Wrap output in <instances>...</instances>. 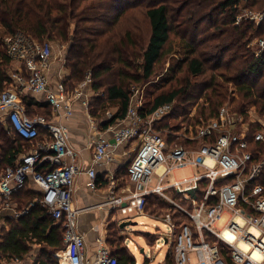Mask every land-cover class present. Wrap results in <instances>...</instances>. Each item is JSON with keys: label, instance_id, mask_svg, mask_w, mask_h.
Here are the masks:
<instances>
[{"label": "built area", "instance_id": "2783aa9c", "mask_svg": "<svg viewBox=\"0 0 264 264\" xmlns=\"http://www.w3.org/2000/svg\"><path fill=\"white\" fill-rule=\"evenodd\" d=\"M243 19L261 25L264 10L245 11L237 24ZM253 50L261 58L264 40L253 44ZM5 53L11 62L19 64V69L10 76L12 85L0 93V124L9 135L28 141L33 147L14 167L0 172V214L10 210L14 219L25 216L29 208L18 210L13 196L34 186L41 193L37 201L63 225L65 247L56 256L59 264H91L86 260V240L78 231L80 211L73 207L78 177L87 174L90 189L97 190V167L118 162V152L130 145H135V157L128 167L131 185L125 189V195L111 200L123 220L149 215L145 206L151 196L189 219L178 225L171 212L163 217L149 215L170 226L172 231V236L165 239V244L170 246L168 255L160 264H264V186L252 187L262 174L264 160L254 162L248 132H236L244 125L243 115L225 105L216 118L184 124L179 130L164 129L162 120L173 112L174 104L144 113V89L133 88L126 117L106 128L111 137L99 135L93 139L94 153L86 168L70 146L66 125L53 120L59 117L68 120L73 116L74 103L87 93L91 78L87 77L74 92L67 91L63 81L52 87L48 76L52 45L39 43L23 33L6 39ZM40 94L45 95L44 102L52 110L50 119L40 115L30 117L19 99ZM89 98L88 95L83 103L88 111ZM106 116L110 119L113 114L108 111ZM90 121L100 124L91 114ZM41 132L47 133L43 139H39ZM164 134L173 140L167 141ZM254 141L264 143V133L256 134ZM185 169L193 172L175 176L177 171ZM226 215L229 219L223 230L217 231L216 225ZM228 232L234 234V244L227 242ZM209 237L217 241L211 242ZM99 245L95 264H118L104 240ZM192 256L196 257L195 262ZM0 264L25 263L20 259H5L0 253Z\"/></svg>", "mask_w": 264, "mask_h": 264}, {"label": "trees", "instance_id": "16d2710c", "mask_svg": "<svg viewBox=\"0 0 264 264\" xmlns=\"http://www.w3.org/2000/svg\"><path fill=\"white\" fill-rule=\"evenodd\" d=\"M256 6L263 11L264 0H0V28L7 36L23 33L39 43L68 45V76L63 83L67 91L74 92L87 77L91 78L94 97L89 113L99 118L103 129L126 117L131 87L146 90L133 84L142 85L162 75L154 91L146 92L149 98L143 112L149 114L173 103L174 110L162 120L161 127L179 130L184 124L216 118L228 100L236 102V97L230 95L231 86L239 98L236 113L245 116V108L254 105L264 114V53L257 58L250 47L254 39L264 40V23L257 25L243 19L237 24L242 9ZM137 13L148 25L147 38L140 36ZM176 46L181 48V58L167 67L165 60L176 56ZM10 65L11 60L0 48V93L11 83L7 74ZM182 71L187 76L177 78ZM208 73V79L194 82L195 78H207ZM19 99L30 117L37 116L32 114L37 109H48L50 115L43 116L51 118L48 103L29 95ZM111 103L119 107L109 119L106 109ZM254 130L250 126L249 151L254 162H259L264 160V143L254 141ZM46 136L41 132L39 139ZM163 136L173 140L170 135ZM32 146L9 135L0 124V170L14 167ZM257 184L264 186V168L252 187ZM39 198L41 193L34 186L14 194L17 209L29 208V212L19 219L4 218L7 225L0 253L5 259L25 260L31 245H38V258L32 264H59L55 254L65 247L63 225L53 219L37 201ZM145 212L160 217L171 212L178 225L189 221L155 196L147 198ZM144 237L150 244L158 239L151 234ZM209 240L217 241L211 237ZM107 241L118 264H136L116 222L109 224Z\"/></svg>", "mask_w": 264, "mask_h": 264}, {"label": "crops", "instance_id": "0c3cea01", "mask_svg": "<svg viewBox=\"0 0 264 264\" xmlns=\"http://www.w3.org/2000/svg\"><path fill=\"white\" fill-rule=\"evenodd\" d=\"M48 76L51 86L55 88L68 76V71L65 68L64 62H59L58 60L53 62L52 60ZM85 92L87 93H85L84 97L74 103V114L72 117L68 120L59 117L53 121L66 125L69 132L70 146L82 158L84 166L88 168L94 153V148L92 146L93 139L99 135L109 138L112 136V133L105 132L106 129H103L100 124L94 125L91 123L90 113L88 109L84 107L83 103L88 99V95L90 96L92 90L88 88ZM35 98L41 102L45 101L44 94H40ZM115 126H117V124H115ZM134 146L135 145H130L129 147L122 148L118 152V162L97 167V190L90 189L89 178L85 173L81 174L76 181L75 192L73 194V207L80 211L78 215V231L86 240V260L91 264H95L97 260L100 240H104L105 246L111 250L107 241L109 224L111 222H116L121 231V235H124L125 229H120V224L124 222V220H121L118 207L112 204L111 200L116 197H122L125 195V189H127V187L129 188V186H125L124 183L121 182L122 173L120 170L122 165L128 162V158L132 154H135L133 153ZM179 171H190V174L193 172L191 169ZM177 172L175 176L181 177L176 175ZM12 214L10 210L3 211L0 214V220H4L6 216H12ZM143 217L153 218L149 215ZM228 219L229 215H226L219 224L225 226ZM142 235L144 236L145 234ZM123 237L125 239V245L129 249L126 243V235ZM146 240L148 241L147 238ZM57 254H59V252H57L55 256H57ZM191 259L193 262L196 261V257L194 256H192Z\"/></svg>", "mask_w": 264, "mask_h": 264}, {"label": "rangeland", "instance_id": "374dc122", "mask_svg": "<svg viewBox=\"0 0 264 264\" xmlns=\"http://www.w3.org/2000/svg\"><path fill=\"white\" fill-rule=\"evenodd\" d=\"M260 2H262V0H260ZM258 7H253V8H249V9H242L241 11V15H243L245 13V11H251L254 13H258L261 12V10L257 9ZM138 17H139V24H140V36L147 38L148 34H149V28L148 25L145 22V19L143 18V15H140L139 13ZM239 16V17H240ZM250 21V20H247ZM251 22V21H250ZM9 38V36H7L6 34H4L3 30H1L0 28V48L3 49V51L5 52V42L6 39ZM259 40L261 39H254L252 44L250 45V47L253 49V44H256ZM44 43H49L50 45H52L53 48V55L51 58V61L53 60V62H56L57 60L60 62H64V64L66 63V58H67V54H68V49L69 46L66 44H62L61 42H54V41H45ZM172 43L170 42L168 46H170ZM254 48H257L256 46H254ZM177 51L176 56H173V58L169 57L168 61L165 60L164 65H166L167 67L170 66L171 64H174L175 62H177V59L181 58V54L179 53V49H181L180 47L175 48ZM254 51V50H253ZM255 54V51H254ZM256 56V55H255ZM165 66V68H166ZM19 69V64H16L14 62H11V65L8 68L7 74L9 76H12L16 70ZM162 71V68L159 69V73ZM158 74V73H157ZM208 74H206L207 78L205 76L201 77V78H195L194 82H199L200 80L202 81V79H208ZM186 77L187 75L185 74L184 71L181 72L180 75H178L177 78H182V77ZM162 78V75L159 77H155L153 79H151V81H149L148 83L144 82V84L140 85V84H133L137 85V86H142L145 87L146 90H144V104L147 102L149 95L146 94V92H151L154 91V85L159 84L160 79ZM12 80L11 83L7 86L10 87L12 85ZM153 86V88H152ZM177 87V86H176ZM135 88V87H134ZM168 88V87H167ZM232 89H230V95H234L236 97V102H231L228 100L227 103H225L224 105H229L233 108H235V106L237 107V102L239 100L238 98V93L235 92L236 90L233 89V87L231 86ZM91 89V88H90ZM132 87L130 88V91H132ZM141 89V88H140ZM94 97V93L91 92L90 93V98L89 100L91 101L92 98ZM23 104V103H22ZM26 110H28V108L26 107L25 104L22 105ZM118 105L111 103V105L107 106L106 110H109V112H111L112 114L116 113L118 110ZM238 108V107H237ZM36 109V108H35ZM27 112V111H26ZM32 114H37L40 116L43 115H50V112L48 109H37L35 110V113ZM93 117L99 119L97 116L91 114ZM244 117V125L240 126V130H236V132L240 133V131H246L249 133L250 130V126L255 129L253 134H258V133H264V114H261L258 110L257 107L254 105H250L247 106L245 108V116ZM245 119L247 121V123L245 122ZM180 144V143H179ZM33 147V146H32ZM135 154H132L129 158H128V162L122 165L121 168V173H122V178H121V182L124 183L125 186H130V183L128 181L127 178V170L126 167L130 165V163L132 162V160L134 159ZM262 157L264 158V154L262 155ZM0 172H2L0 170ZM177 176H185V175H190V171H179L176 174ZM121 220H123L124 217H122L119 214ZM125 222V221H124ZM126 222H132V223H136L135 225H130L127 226L124 232V235H126V243L131 251V253L134 256V259L136 261L137 264H160L162 263L169 252L170 246L165 244V239H167L168 237L172 236V231L170 226H167L164 222L162 221H157L153 218L150 217H143V216H133L132 220L130 221H126ZM6 222L4 220H0V241L2 238V235L4 233V231H6ZM224 226L222 224H217L215 229L217 231H221L223 230ZM142 234H151V235H155L158 237V240L155 244H150L146 238L142 235ZM123 235V236H124ZM161 246V249H158L157 246ZM142 249H144V252H142ZM38 252H39V246L38 245H31V252L29 254V256H27L25 258V260H23L24 263H29L32 264L33 261H35L38 258Z\"/></svg>", "mask_w": 264, "mask_h": 264}, {"label": "bare ground", "instance_id": "6f19581e", "mask_svg": "<svg viewBox=\"0 0 264 264\" xmlns=\"http://www.w3.org/2000/svg\"><path fill=\"white\" fill-rule=\"evenodd\" d=\"M226 238H227V239H226L227 242H229V243L234 244V243L236 242L234 234H232V233H230V232L226 233ZM60 256H61V255H60Z\"/></svg>", "mask_w": 264, "mask_h": 264}, {"label": "water", "instance_id": "95a60500", "mask_svg": "<svg viewBox=\"0 0 264 264\" xmlns=\"http://www.w3.org/2000/svg\"><path fill=\"white\" fill-rule=\"evenodd\" d=\"M136 223H132V222H122L121 224H120V229L121 230H124V229H126V227L127 226H130V225H135ZM143 252V251H142Z\"/></svg>", "mask_w": 264, "mask_h": 264}]
</instances>
